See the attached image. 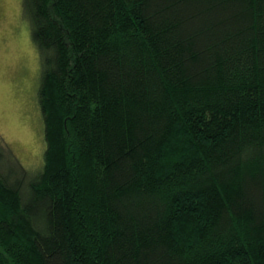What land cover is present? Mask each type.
<instances>
[{
    "label": "trees",
    "instance_id": "trees-1",
    "mask_svg": "<svg viewBox=\"0 0 264 264\" xmlns=\"http://www.w3.org/2000/svg\"><path fill=\"white\" fill-rule=\"evenodd\" d=\"M42 165L0 135V264H264V0H21Z\"/></svg>",
    "mask_w": 264,
    "mask_h": 264
},
{
    "label": "rangeland",
    "instance_id": "rangeland-1",
    "mask_svg": "<svg viewBox=\"0 0 264 264\" xmlns=\"http://www.w3.org/2000/svg\"><path fill=\"white\" fill-rule=\"evenodd\" d=\"M40 63L21 0H0V135L29 171L42 165Z\"/></svg>",
    "mask_w": 264,
    "mask_h": 264
}]
</instances>
